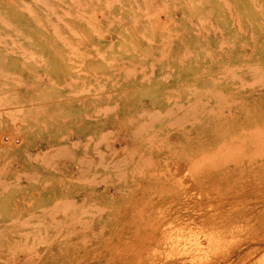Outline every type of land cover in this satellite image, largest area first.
Returning <instances> with one entry per match:
<instances>
[{"label": "rangeland", "instance_id": "rangeland-1", "mask_svg": "<svg viewBox=\"0 0 264 264\" xmlns=\"http://www.w3.org/2000/svg\"><path fill=\"white\" fill-rule=\"evenodd\" d=\"M262 142L264 0H0V264H264Z\"/></svg>", "mask_w": 264, "mask_h": 264}, {"label": "bare ground", "instance_id": "bare-ground-1", "mask_svg": "<svg viewBox=\"0 0 264 264\" xmlns=\"http://www.w3.org/2000/svg\"><path fill=\"white\" fill-rule=\"evenodd\" d=\"M226 4V3H225ZM144 11V10H143ZM145 12V11H144ZM149 13V12H148ZM147 14V13H146ZM79 17V16H77ZM76 34V33H74ZM77 36V35H76ZM221 43V42H220ZM166 55V53H165ZM162 57V55H161ZM160 58V57H159ZM121 67V66H119ZM118 67V69H119ZM151 67V66H150ZM76 69V68H75ZM127 69V68H126ZM141 67L139 68V71H140ZM129 70V69H128ZM151 70V68H150ZM126 71V70H125ZM131 72V71H130ZM152 72V71H151ZM127 73V72H126ZM131 74V73H130ZM225 76V75H224ZM259 81V80H258ZM257 81V82H258ZM253 83V82H252ZM82 87V86H81ZM102 88V87H100ZM81 89V88H80ZM84 91V90H83ZM82 91V92H83ZM87 91V90H85ZM198 100V99H197ZM220 100V99H219ZM199 101V100H198ZM78 102V101H77ZM190 105V103H189ZM192 105V104H191ZM105 106V105H104ZM104 108V107H103ZM185 108V107H184ZM100 109V108H99ZM102 109V108H101ZM108 109V107H107ZM191 109V108H190ZM193 109V108H192ZM19 110V109H18ZM106 109H103V112H105ZM109 110L111 111V109L109 108ZM144 111V110H143ZM146 112V111H145ZM103 113V114H104ZM138 113V112H137ZM141 113V112H140ZM166 113V112H165ZM176 113V112H175ZM197 113V112H196ZM94 114V113H93ZM148 116V115H147ZM146 116V117H147ZM175 116V115H174ZM177 116V115H176ZM9 118V116H8ZM10 119V118H9ZM175 119V118H174ZM12 119H10L11 121ZM185 120V119H184ZM176 121V119H175ZM12 122V121H11ZM174 122V121H173ZM151 123V122H150ZM143 124V123H142ZM181 125V124H180ZM140 129V128H139ZM141 130V129H140ZM257 131V130H256ZM109 132V131H108ZM104 133V131H103ZM102 133V134H103ZM111 133V132H109ZM262 133V132H261ZM105 134V133H104ZM62 136V135H61ZM60 136V137H61ZM65 137V136H64ZM89 137V136H88ZM102 138V137H101ZM103 140V139H102ZM94 142V141H93ZM98 142V141H96ZM264 143V142H262ZM222 144V143H221ZM64 145V144H63ZM106 145V144H105ZM65 146V145H64ZM226 146V145H225ZM60 147V146H59ZM83 147V146H82ZM95 148V147H94ZM97 149V148H96ZM116 149V148H115ZM124 149V148H123ZM255 149V148H254ZM253 149V150H254ZM68 149H66L67 151ZM231 150V149H230ZM40 151V150H39ZM57 151V150H56ZM94 151V150H93ZM96 151V150H95ZM65 152V151H64ZM101 152V151H100ZM110 152H113L114 151H110ZM53 153V152H52ZM58 153V152H57ZM63 153V152H62ZM256 153V152H255ZM51 154V153H50ZM60 154V153H59ZM65 154V153H64ZM68 154V153H67ZM97 154V153H96ZM100 154V153H99ZM98 154V156H99ZM42 155V154H41ZM70 155V154H69ZM101 155V154H100ZM114 155V154H113ZM132 155V153H131ZM27 156V155H26ZM71 156V155H70ZM102 156V155H101ZM11 157V156H10ZM40 157V156H39ZM43 157V155H42ZM110 157V156H109ZM200 157V156H199ZM210 157V156H209ZM47 158V157H46ZM53 158V157H51ZM111 158V157H110ZM123 158V156L121 157V159ZM202 158V157H201ZM82 159V158H81ZM90 159V158H88ZM109 159V158H108ZM120 159V158H119ZM196 159V158H195ZM203 159V158H202ZM6 160V159H5ZM11 160V159H10ZM91 160V159H90ZM110 160V159H109ZM118 160V159H117ZM194 160V159H193ZM201 160V159H200ZM47 161V159H46ZM124 162V160H122ZM145 161V160H144ZM203 161V160H202ZM201 161V162H202ZM119 162V161H118ZM112 163H115V162H112ZM149 163V162H147ZM121 164V163H120ZM199 164V163H198ZM113 166V165H112ZM117 166V165H116ZM198 166V165H197ZM118 167V166H117ZM113 168V167H112ZM111 168V169H112ZM176 169H174V175L176 174V176L178 177V179L180 180V182L182 183L183 186H185V191L186 193H188L189 197L186 195L187 198V201L188 203L187 204H184V205H180V206H170V207H167V209H170V214L168 219L170 220H166V224H168L171 228L169 229V233L171 236L167 235L168 237H174L176 238L177 242L179 243L180 245V248L182 250V253L184 252L185 254L187 253L190 257L191 255H195V254H199V253H205L207 250H209V248H212V246L214 245H217L218 243L222 242L223 238L221 236L220 233H217V230L215 231V227L214 224H212V220L209 221L212 225L211 226H207V222L205 225V220H204V223L202 224L203 222V219H202V214L199 210V207L197 206V204L195 203L196 202V197H194L196 195V188L197 186H195L194 184L192 185V181H190V178L189 175H188V172L186 171L187 167H185L184 165H178L175 167ZM115 169V168H114ZM191 169V168H190ZM161 170V169H160ZM121 171V170H120ZM172 171V170H171ZM154 172V171H153ZM117 173V172H116ZM119 173V171H118ZM157 173L159 174V172L157 171ZM24 175V174H23ZM120 175V174H119ZM20 178V177H19ZM18 179V178H17ZM174 179V178H173ZM194 186L196 188H194ZM180 187V186H179ZM184 191V192H185ZM182 192V191H181ZM182 198V197H181ZM185 200V199H184ZM186 201V200H185ZM186 201V202H187ZM173 202V201H172ZM169 204V203H168ZM159 205V204H158ZM160 207V206H159ZM208 207V206H206ZM217 206H215L216 208ZM157 208V207H156ZM173 210H175V212H173ZM169 211V210H168ZM177 211V212H176ZM212 211V210H211ZM165 213V212H164ZM218 213V212H217ZM216 213V214H217ZM167 214V212H166ZM167 214V216H168ZM212 214H213V211H212ZM162 215V214H161ZM165 215V214H164ZM209 215V214H208ZM215 215V214H214ZM213 215V216H214ZM216 216V215H215ZM218 216V215H217ZM166 217V216H165ZM206 217V216H205ZM164 218V217H163ZM162 218V219H163ZM167 218V217H166ZM217 218V217H216ZM208 222V223H209ZM215 222V220H214ZM213 222V223H214ZM165 223V222H163ZM162 223V224H163ZM209 223V225H210ZM216 223V222H215ZM161 224V225H162ZM206 226L204 229H203V226ZM217 227V224L215 225ZM231 229V228H230ZM163 230V229H162ZM165 231V229H164ZM168 230H166L167 232ZM229 231V230H228ZM231 231V230H230ZM222 232V231H221ZM224 232V231H223ZM164 233V232H163ZM217 233V234H216ZM226 233V232H225ZM231 233V232H230ZM230 233H228L229 235H231ZM166 235V234H165ZM220 235V236H219ZM164 237V236H163ZM142 238V237H141ZM147 238V237H146ZM166 238V237H165ZM171 238V239H172ZM231 238V237H229ZM148 239V238H147ZM175 240V241H176ZM226 240V239H225ZM160 241V240H159ZM149 247V246H148ZM152 247V246H150ZM179 248V247H178ZM141 249V248H140ZM149 251V249H148ZM208 252V251H207ZM181 253V252H180ZM167 256V255H166ZM185 257V256H184ZM139 259V258H138Z\"/></svg>", "mask_w": 264, "mask_h": 264}]
</instances>
